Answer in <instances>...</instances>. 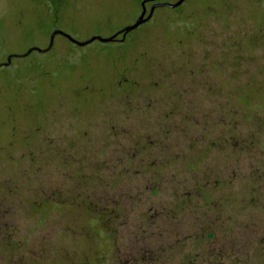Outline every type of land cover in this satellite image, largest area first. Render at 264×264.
Here are the masks:
<instances>
[{
    "label": "rangeland",
    "instance_id": "obj_1",
    "mask_svg": "<svg viewBox=\"0 0 264 264\" xmlns=\"http://www.w3.org/2000/svg\"><path fill=\"white\" fill-rule=\"evenodd\" d=\"M140 11L0 0L2 52L54 28L109 36ZM120 37L56 35L0 66V264H264V0H184ZM119 204L109 224L101 206ZM142 238L156 254L132 252Z\"/></svg>",
    "mask_w": 264,
    "mask_h": 264
},
{
    "label": "flooded vegetation",
    "instance_id": "obj_2",
    "mask_svg": "<svg viewBox=\"0 0 264 264\" xmlns=\"http://www.w3.org/2000/svg\"><path fill=\"white\" fill-rule=\"evenodd\" d=\"M54 194L57 196L58 202H56V205H58L59 207L68 205L69 207L77 208L78 203L75 199H70L69 201H65L61 199V196H62L61 188H57L56 191L54 190ZM72 197L73 196H71L70 198ZM38 205L41 206L42 202H39ZM7 206L5 208L4 206L3 207L0 206V209L4 208L5 214L7 213L9 214L12 212L11 210L13 208V204L9 202ZM121 206L122 205L120 204L117 207H108L106 205L101 206L102 213L105 215V219L106 221L109 222V224L112 223V221H114V224H115L116 219L120 217V211L122 210ZM0 218L3 219V217H0ZM5 218H6L5 221L0 220V243H4V245L6 246H11L12 245V242H11L12 241L11 240L12 230L10 226L12 225V223L10 222V219L8 217H5ZM133 220L134 222L133 221L131 222L132 224L130 228H131V231L132 230L134 231V234L140 235V237H144L145 235H143V233H148V234H153V235H156L158 233L157 232L158 230L154 229V224L155 222H157V217L155 216H140V217L135 216ZM108 234L111 235V233H108ZM153 235H146V236L152 237ZM140 237H138L137 240ZM152 240L153 239H151V241L150 240L146 241L144 238H142L141 242L136 243L137 246L135 248L134 247L132 248V252L135 253L139 251L143 253L144 255L153 256L154 254H156L157 246H156L155 240L153 241ZM224 251L225 250H223L222 248H219L218 255L219 256L224 255Z\"/></svg>",
    "mask_w": 264,
    "mask_h": 264
},
{
    "label": "water",
    "instance_id": "obj_3",
    "mask_svg": "<svg viewBox=\"0 0 264 264\" xmlns=\"http://www.w3.org/2000/svg\"><path fill=\"white\" fill-rule=\"evenodd\" d=\"M183 2H184V0H175V1H173V2H169V1H161V0H160V5L157 6V7L166 6V7H169V8H175V7H178L179 5H181ZM140 6H141V5H140ZM157 7H156V8H157ZM140 13H141V11H140ZM152 15H153V13H151V16H152ZM150 18H151V17H150ZM150 18H149V14H148L147 12H145V13H143L142 15H138V16L135 18V20L137 21V23H136L135 26H133L131 23H130V24H127V25H125V26L119 28V31H118V32L115 31L111 36H101V35H98V36H96L95 38H93V39L91 40V42L94 41V40H98V41H101V42H109V41H113V40H116V39H117V35H118V34H121L120 40L122 41V40H124L125 35H126L129 31H131V30L137 28L139 25H141L142 23L148 21ZM54 29H57L56 35H62V36H64L65 38H67V34L64 33V32L59 31V28H54ZM54 29H53V30H54ZM53 30H51V32H52ZM72 37H73V36H72ZM73 38H74V37H73ZM68 40H69V39H68ZM69 41H71L72 43H75L76 45H79V46L86 45V44L90 43V42H88L86 39H85V40H78V39H75V38H74V40H69ZM49 43H52V45H53V42L50 40V38H49V40H48V44H49ZM51 47H52V46H51ZM51 47L48 48V49H45V47H44V48H41V47H38V46H33V47H31L29 53H31L32 51H38V52L44 53V52L49 51V50L51 49ZM29 53H27V54H25L24 52H22V53H13V55L11 56V59H12L13 57H24V56L28 55ZM11 59H10V62H11ZM10 62H8L6 65H9Z\"/></svg>",
    "mask_w": 264,
    "mask_h": 264
},
{
    "label": "snow or ice",
    "instance_id": "obj_4",
    "mask_svg": "<svg viewBox=\"0 0 264 264\" xmlns=\"http://www.w3.org/2000/svg\"><path fill=\"white\" fill-rule=\"evenodd\" d=\"M137 2L141 5V13H139L138 15H142L143 13L147 12L149 14V18L151 17V13L155 12V9L157 6L160 5V0H137ZM69 23H72L71 21H69ZM130 23L135 26L137 21L136 20H131ZM59 31L64 32L67 34V39L69 40H74V38L72 37V32L77 31L76 27H72L71 31L68 30V28H64V29H59ZM117 32L119 31V29L116 30ZM56 32L57 29H54L52 32L48 33V36L50 38V40L52 42H55V37H56ZM100 35V33L98 32H93L91 33L89 36L84 37L88 42H91V40L93 38H95L96 36ZM109 36L112 35L111 32L108 33ZM78 39V38H76ZM61 43H63V41H61ZM52 46V43L46 44L44 45L45 49H48ZM31 47H33L32 45H30L28 48H25L23 50V52L25 54L30 52ZM13 55V53L9 52L6 55L3 54L2 52V41H0V56H3V59H0V66H6V64L8 62H10L11 56Z\"/></svg>",
    "mask_w": 264,
    "mask_h": 264
},
{
    "label": "trees",
    "instance_id": "obj_5",
    "mask_svg": "<svg viewBox=\"0 0 264 264\" xmlns=\"http://www.w3.org/2000/svg\"><path fill=\"white\" fill-rule=\"evenodd\" d=\"M180 6V5H179Z\"/></svg>",
    "mask_w": 264,
    "mask_h": 264
}]
</instances>
